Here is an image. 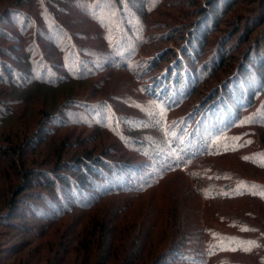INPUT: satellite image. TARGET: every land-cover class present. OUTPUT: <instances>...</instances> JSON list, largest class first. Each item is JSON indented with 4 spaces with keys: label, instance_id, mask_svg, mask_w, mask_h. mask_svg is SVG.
<instances>
[{
    "label": "rangeland",
    "instance_id": "374dc122",
    "mask_svg": "<svg viewBox=\"0 0 264 264\" xmlns=\"http://www.w3.org/2000/svg\"><path fill=\"white\" fill-rule=\"evenodd\" d=\"M10 7L32 14L37 28L35 37L26 32L30 42L15 24L22 14ZM0 28L11 36L0 35V70L20 69L19 85L28 83L0 84V144L10 131L34 132L43 137L42 147L40 156L29 148L28 160H48L57 149L66 159L88 155L103 170L122 169L126 180L111 185L119 194L107 193L73 213L43 205L46 186L35 183L21 195L46 213L24 204L25 215L14 222L25 229L3 235L9 229L0 226L1 257L52 223L69 230L76 219L87 223L109 210L118 216L109 264H119L132 248L136 264H210L203 263L207 231L233 233L231 223L245 221L264 232L260 199L202 194L206 187L228 193L236 180L264 186V168L245 157L264 151V88L256 75L264 67V0H0ZM28 46L38 54H28ZM259 50L253 62L257 52L251 53ZM30 58L38 64L35 74L24 68ZM251 110L259 112L249 117L258 123L234 127ZM226 128L247 134L239 153L220 154L224 144L212 139ZM67 166L71 176L86 177L82 164L76 169L70 159ZM91 188L89 180L85 189ZM72 252L66 264H84V255ZM90 252L87 260L96 264L100 245ZM223 256L224 264H264L263 252L217 255Z\"/></svg>",
    "mask_w": 264,
    "mask_h": 264
},
{
    "label": "trees",
    "instance_id": "16d2710c",
    "mask_svg": "<svg viewBox=\"0 0 264 264\" xmlns=\"http://www.w3.org/2000/svg\"><path fill=\"white\" fill-rule=\"evenodd\" d=\"M84 1L89 5L92 4L93 0ZM10 8L14 9L12 10L14 11L12 12L13 15H15L16 13L20 15L22 14L20 22L15 21V24H19L18 29L22 33V37L26 38V40L30 42L31 37L29 38V35H26V32H31L33 37H35V29L37 28L35 26L34 19H32V14L29 12H25L23 9L18 10V8L16 7ZM9 9L7 8V11ZM6 29L0 35L6 38L11 37L8 30ZM60 36L61 35L57 37L56 41L58 45L61 46V52L62 55H64L62 49L63 45L60 43ZM105 42H107L109 45L108 37H105ZM257 49H259V47H257ZM25 51L30 55L38 54L36 50L29 48V46L25 47ZM259 51L260 52L253 51L251 53L254 54L257 52L256 56H254L255 58L251 57L253 62H256L259 59V55L262 56L263 51ZM34 61H36V59H28L29 63L27 62L24 66V68L27 67V72L34 71L35 74V71H37L38 64ZM3 64L5 63L0 59V66ZM249 64H251V62H249ZM261 64L257 65V68L262 67ZM261 70L264 72V67H262ZM261 70H259L258 72H260ZM242 71L246 70L242 69ZM18 72L22 73L20 69H16L15 71H13V69L10 68L7 70V72L0 70V84L5 83L8 86L12 87L27 86V79L24 80L26 81V85H19L18 78H16L15 76V74ZM258 72H256V75L259 79L261 78L262 90L264 88V73ZM35 79L39 80L38 77H36ZM261 85L258 87L259 89ZM258 88L255 91H249L247 96L248 100L247 102L244 101V107H250V99L256 92H259ZM244 107L242 106L240 108ZM252 111L253 110L244 113V116L240 115V118L235 121L236 125H234V127L243 126V124L245 123L251 124L252 121L249 119V117H257V114L259 113L257 111ZM44 117L48 118L49 114H44ZM247 118L248 122L246 121ZM255 120L256 121H253L252 124L258 123V119ZM262 124H264V121L260 123V125ZM229 128H226V130L218 132L216 135L212 136V139L219 137L220 141H222V143L224 144V147H222V151L220 150V154L226 152L239 153L241 146H244L243 144H245V141L247 139L245 138L244 140L243 138H241L242 136H247V134L241 136L239 133L232 131ZM21 135L22 134L20 133L10 131L4 136V139L2 140L4 145L0 144V226H5L9 229L8 231L1 232L3 235L8 234L11 229H25V226H21L20 224L14 222V220L18 217H22L23 215H25V213L23 212L24 204L31 205L30 208L33 209V211H38V215H45L46 212H42L41 205H34L33 203H30L28 202V200L24 199L21 195L23 191L32 190V186H34L35 183L44 187L46 186V188L43 189L45 191L42 192V197L40 196V201L44 203L43 205H49L54 210L59 209L64 205L66 206V208L68 207L67 209L69 210V213H73V211L78 210L79 207L83 208L91 206L92 204L96 203L95 201H97L99 197H102L107 193L116 192L117 194H119L117 192L118 190L115 189L114 186H111L116 184L114 181H121L122 184L126 183L123 174H121L122 169H114L108 166V170H103L102 165L98 166L100 162L96 161V157L91 158L88 155H75L69 157L71 159L72 166L74 165L76 169H79L81 168L79 167V165L82 164V170L83 168L85 169L84 175H86V177L79 176V178L70 175V166H67L70 159L64 158V152L62 150L57 149L52 153L51 156H49L48 160L45 161H38V157L28 160L26 156L29 154V148H31L30 153H33L36 156H40V151L37 149L38 147H42V145L40 144L42 143L43 137H36L34 132L32 134L29 133V135H31L30 137L26 132H24L23 136ZM248 139H250V137ZM255 151L246 153L247 155L245 157H247V160H252L253 163H255L257 166L264 168V151ZM250 157H253L254 159ZM255 157L258 158L255 159ZM45 163L48 164L50 168H43L41 166ZM97 172L99 174H97ZM95 175H98L100 177H94ZM89 180L91 181L92 188L90 190H87L85 189V187L86 184H88ZM239 184L246 185V187L248 188L238 189ZM255 185L256 183L252 181L241 182V180H236L234 181V184H230V187H227V189H230L228 190V193H221V191H223V187H221L220 192L218 191V189H209L208 187H206L202 194L204 195V197L210 199L218 195H226L228 197H233V195L236 197H242L243 195H245L256 197L264 203V186L258 187ZM128 187L131 188L130 185H128ZM55 189L58 191L60 202H56V192L54 191ZM95 189H97V191H100L98 193L99 195H96V193H94ZM211 190L215 193H211ZM69 201L70 205L67 206ZM64 211L60 213H63L62 215H66L67 213ZM117 219V213L114 212L112 215L111 211L109 210L104 214L95 213L93 217H90L87 223H81V221H78L79 219H76L72 223H75V225L70 226L71 228L69 227V230H65V228L62 230L60 227H58L59 223H52L44 229L39 230L32 241L30 240L28 242H17L11 245L10 248H5L6 250L4 251L7 252V254H5V258L0 256V264H66L70 259L69 257L72 251V253L76 254V256L78 253L80 255L83 254L84 258L82 260H84V264H89L87 260L88 254L91 253V248L98 244L100 245V251L102 252L100 253V255H98L96 264H109V259H111L109 255L111 253V249L113 248V235L116 233ZM231 224H234L233 227L236 228V231L233 233H226L216 229L206 232L205 238L203 240L205 244V248L204 246L203 248L205 249L204 254L206 258H204L203 263H226V258L224 256L217 257V255H219L223 250L231 252L232 254H250L255 251L258 252V255L260 252H263L264 254V240L261 239L262 241H258L257 237L264 236V232L260 228L255 229L254 226L248 224V222L245 221L232 222ZM219 244H221L220 248L218 246ZM3 247L4 246H0V249H2ZM133 249L134 248L129 250L124 258L121 259L119 264H136V259L138 258V256L132 255ZM0 253H2V250H0ZM91 264H95V260ZM150 264H154L153 261ZM227 264L245 263H242L238 260H232V262H229V260H227Z\"/></svg>",
    "mask_w": 264,
    "mask_h": 264
}]
</instances>
